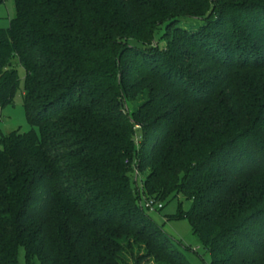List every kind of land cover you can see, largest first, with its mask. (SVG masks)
I'll use <instances>...</instances> for the list:
<instances>
[{"label":"trees","instance_id":"16d2710c","mask_svg":"<svg viewBox=\"0 0 264 264\" xmlns=\"http://www.w3.org/2000/svg\"><path fill=\"white\" fill-rule=\"evenodd\" d=\"M11 1L0 107L19 66L29 128L0 132V264H193L138 179L190 200L208 264H264V0Z\"/></svg>","mask_w":264,"mask_h":264},{"label":"rangeland","instance_id":"374dc122","mask_svg":"<svg viewBox=\"0 0 264 264\" xmlns=\"http://www.w3.org/2000/svg\"><path fill=\"white\" fill-rule=\"evenodd\" d=\"M13 14V7L11 0H3V3L0 4V28H6L8 24V19ZM163 31V30H162ZM161 31V32H162ZM164 35V34H163ZM170 32H167V36H163L160 39L165 40L166 37H170ZM160 36V35H159ZM18 73V82L16 88L14 89L10 101L0 107V132L6 133L12 129L19 128L20 130H26L29 128V124L26 121L23 102L21 96V85H22V69L16 67ZM145 91V90H144ZM143 91V92H144ZM135 99L142 98L144 99L147 94L141 93L140 95L133 94ZM132 105L127 103V109H131ZM135 133L133 134L134 139H138L139 135V126L138 124L134 125ZM135 144H138V141H135ZM134 172L140 177L141 173L134 169ZM139 192L141 201L144 202L147 199L143 198V193L141 191L139 179L136 183ZM180 201V208L185 211L190 205V200L184 199L180 195L172 196L164 200H155V203H160L161 207H145L144 210L148 215L160 225L164 231H166L172 238H174L178 244L183 248L187 259L193 264H208L210 262L211 255L209 251L203 247L198 238L191 233L190 225L185 216H174L178 202ZM16 257L19 261H23V248L19 246L17 248ZM131 261V260H129ZM141 264H150L149 261H143Z\"/></svg>","mask_w":264,"mask_h":264},{"label":"built area","instance_id":"2783aa9c","mask_svg":"<svg viewBox=\"0 0 264 264\" xmlns=\"http://www.w3.org/2000/svg\"><path fill=\"white\" fill-rule=\"evenodd\" d=\"M143 206H145V207H153V206L160 207L161 204L159 202L155 203V201L152 198H149L143 202Z\"/></svg>","mask_w":264,"mask_h":264}]
</instances>
